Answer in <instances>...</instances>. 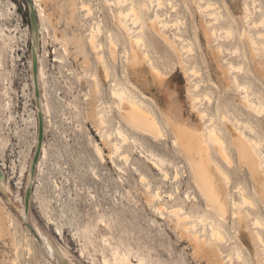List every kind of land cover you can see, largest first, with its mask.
Segmentation results:
<instances>
[{
  "label": "rangeland",
  "instance_id": "1",
  "mask_svg": "<svg viewBox=\"0 0 264 264\" xmlns=\"http://www.w3.org/2000/svg\"><path fill=\"white\" fill-rule=\"evenodd\" d=\"M31 1L40 28V65L45 72L41 80L42 94L44 100L47 97L51 104L44 134L46 156L42 157L41 168L36 171L32 185L31 225L36 222L45 233L52 235L53 241L68 252L74 264H103V253L114 262L112 253L115 249L129 255L133 264H140L139 258L144 259V264H211L208 257L194 253L188 240L179 241L174 225L168 219L160 218L144 198L145 187L139 179L138 167L146 170L154 185L159 183L163 190L176 195L177 181L181 192L194 185L187 165L181 160L184 157L177 158L173 153L170 129L166 128V136L159 141H140L146 149H155L172 161L168 160L165 167L171 176L176 168L179 170L177 181H164L157 170L147 167V158L140 153L141 146L139 148L136 142L133 143L134 139L130 141L134 138L132 133V138L123 145L131 152L128 162L109 154L110 147L102 140L98 127L106 132L112 129V125H117L120 120L118 100L111 95L110 80H105L100 74V65L87 43V34L95 22L102 25L98 40L104 43L109 60V34L113 32L116 38L119 36L116 47L118 61L114 64L112 77L123 82L126 77L130 83L154 97L157 104L147 99L146 105L156 111L163 125L170 118L175 123L201 129L219 106L218 113L237 117L244 131L258 140L259 143L253 140L256 143L253 145H256V151L260 147L258 152L262 151L261 156L264 155V24L259 23L258 27L254 24L264 14V0H211L222 7L223 15L219 20L199 10V5H205L207 0H162L165 5L161 11L169 22L161 32L179 47L180 53L150 27L152 7L151 11H146L145 39L149 56L139 61V69L131 70V74L127 71L129 65L125 57L128 39L114 16L120 8L115 0H84L92 8L90 14L80 8L83 0H44L48 14L44 20H41L34 0ZM31 1L0 0V166L4 171L0 168L4 178L0 182V207L6 205L11 215L4 219V226L8 227L10 234L0 236V264L4 254L11 259L15 256L13 234L22 243L20 264H60L36 240L32 241L33 253L29 255L25 245L29 241L27 239H32L20 211L23 209L30 157L39 130L31 71ZM73 2L77 8L74 19L70 15ZM246 4L252 12L249 22L241 19ZM203 24L209 30L208 34ZM211 28H216V35ZM244 32L248 34L243 35ZM247 35L255 40L252 46L256 51L250 47ZM76 38H81L83 46L77 47ZM186 46L190 51L184 49ZM151 61L165 73L161 83L153 76ZM232 64L236 68H232ZM134 72L145 75L147 84L138 82ZM94 73L100 79L99 91L94 87ZM198 84L200 86L195 89ZM244 86L249 91L243 89ZM247 92L252 99V103L247 105L252 108L239 101ZM193 95L203 97L194 102ZM258 101L262 104L258 106H263L258 107L260 111L252 106L259 104ZM100 103L109 105L113 111L111 116H106L112 122L111 126L97 124L99 116L97 119L90 114L92 108ZM200 109L208 113L203 121L198 117ZM110 117H114L113 120ZM222 120H218L222 127L230 121L228 117ZM248 123L253 128H249ZM219 134L222 140L224 137L227 140L226 149L233 162L229 165L222 160L213 141L208 142L212 155L228 174L225 178L229 176L226 184L225 175L216 171L219 182H223L225 186H222L236 197H239V192L233 191L234 186L242 185L255 200V207L244 206L251 209L253 215L241 219V223L238 219L233 220L232 210H229L224 230L230 244L223 246L224 254L233 253L232 264L241 263L237 260L236 245L231 242L238 237L245 244L241 259L245 264H257L250 231L257 228L264 237V225L253 228L251 220L259 217L264 223V197L257 191L247 168L240 165L236 150L228 142L226 130L219 131ZM112 137L115 139L114 135ZM96 144L104 150L103 161L95 151ZM262 189L264 195V182ZM190 191L200 195L195 188ZM193 202L199 205L195 209L201 211L205 208L206 201L201 195ZM9 218L14 220V224ZM57 227L62 228L64 237L57 234ZM258 246L262 247L259 243ZM117 264L124 263L119 259Z\"/></svg>",
  "mask_w": 264,
  "mask_h": 264
},
{
  "label": "bare ground",
  "instance_id": "2",
  "mask_svg": "<svg viewBox=\"0 0 264 264\" xmlns=\"http://www.w3.org/2000/svg\"><path fill=\"white\" fill-rule=\"evenodd\" d=\"M115 1L116 4L117 3L118 5L120 4V8L117 14H114V16L116 19H118V23L119 25H121V28L124 30L125 35L128 39V48L125 49V53H126L125 57L127 60L126 62H128L129 65L128 67L129 70L127 71H129L130 74H131V70L136 71L139 69V66L137 64L139 61L141 62L144 58H147L149 56L148 50L146 49L148 44L145 39V36L147 34L145 29L147 27L146 11H151L152 7H154V12L149 16L150 27L159 36H161V38L165 42H167L170 45V47H172L177 53H180L179 47L174 45L168 39V37L162 34L161 32L163 30L162 28L166 26V24L169 22L165 17V13L161 11V9L163 10L165 5L163 3L164 0L163 1L162 0H115ZM31 4H32L31 8H32V17H33V25L31 27V36H32L31 37V71H32V80L35 89L34 92L37 99V104H36L37 107L35 111L37 115L38 129L40 124V118H42L43 130L45 134V131L47 129V121H48L47 117L51 110V104L47 97L44 100V96H43L44 94H42L41 80L45 72H44V68L40 65V61H41V55H40L41 47H40V35H39L40 28L38 25L36 14L34 13L33 3ZM34 4H36L38 7V13L39 16L41 17V20H44L48 16L44 6V0H34ZM75 6H76V2H73L70 11L71 18H73L76 13L77 8ZM80 8L85 9L87 11L86 14H90L92 12L91 10L92 8L89 6L88 2L84 0L81 1ZM199 10L202 13H205V15L208 14L209 17H211L212 15L213 16L212 18H215V20H219L220 17L223 15L221 5L211 0H207L205 5H199ZM243 13L244 15L241 17V19L245 20L246 22H249V20L251 19L252 12L247 4L243 8ZM259 23L261 25L264 24V14H262L259 22H255L254 25L258 27L260 26L257 25ZM99 24H100L99 22H95V24L91 27L90 31L87 34V43L91 47L92 51L95 52V56L98 60L97 62L100 65L101 76L105 80L107 81L110 80L109 82H111L110 92L111 95L118 100V112H119L120 120L119 122H117V125H112V122L106 119V116H111V112L113 113V111L111 107L109 105L107 106L105 103H100L98 104V106H94L90 114L92 115V117L94 116V118L97 119L99 116L98 121L97 119L95 120L97 121V124H100L102 126L105 123L110 124V126L112 125L111 126L112 129L106 132L103 131L104 128L102 129L99 125L98 126L100 128L96 126L99 129V133L101 135L102 140L105 142V144H107L110 147L109 154L111 155V157L118 156L120 159L124 160L125 162H128L131 158V152L128 148H124L123 145L126 142L127 143L129 142L130 138H132L131 137L132 135L130 136V133H132L134 134L133 135L134 138H132L130 141L134 139L133 143L136 142L139 148L141 146L142 150L140 153L145 154L144 156H146L147 158L146 159L147 167L149 166L152 169V171L157 170L161 174V179L164 181L165 180L168 181L170 179L177 181L179 179V174H180L179 170L176 168L175 174L171 176L168 169L165 167V164L168 160L170 161V163H172V161L170 159H167L160 153H158L155 149H150V148L146 149V146L144 145L143 141H140V140H146V141L152 140L155 142L159 141L161 138H164V136H166L165 130L166 128H169L172 134L171 147L174 151L173 153L177 158L181 159V157H184V159L181 160L184 161V163L187 165L188 171L191 173L194 179V185H189V187L185 191L181 192L180 186L178 185V181H177L176 192L178 193V195H176L175 192H170V191L167 192L163 190L162 186H160L159 183L154 185L152 180L149 179L146 170H143L140 167H138L136 168V170L139 173V179L144 184L145 187L144 198L146 200V204L152 207L153 211L157 215H159L160 218L168 219L174 225L175 229H177L179 233V237H180L179 241L188 240L190 244L193 245L195 254H201L204 257L205 256L208 257L209 260L211 259V264H229V263L232 264L234 254L231 252H229L228 254H224L225 250L223 249V246L225 244L227 245V243L230 241V238H228L226 231L224 230V220L229 218L228 216L229 210L230 211L232 210L231 217L233 218V220L238 219L240 223H241V219L251 217L253 215L251 209L244 208V206L251 208L255 207V200L254 197L247 192L246 187L244 189L242 185H236L234 186L233 189V191L239 192V197H236L231 190L229 191L226 190L223 182L222 184L224 186H222V184L218 180L216 171L221 173L223 176L225 175L223 179L228 174L224 171L220 162L212 155L208 142L212 140L213 144H215L217 147V151L221 159L227 162L229 165H231V163L233 162L231 156L229 155L226 149L227 140H225V137L223 138L224 140H222V138H220L221 136H219L221 135L219 134V131L223 132V130H226L228 134V142L236 150L238 158L240 160V165L242 167L244 166L247 168L250 178L253 180V182L256 183L257 191L262 194V197H264L263 189H262V183L264 182V169H263L264 155H261L262 156L261 157L260 152L262 154V151L258 152V150L260 149L258 145L259 143L258 140H255L253 137L248 135L246 131H244L237 117L235 116L229 117L227 116L228 114L226 115V113L224 114L218 113L219 106L216 107L215 114H213L209 118L208 123L206 122V124L201 129L189 127L188 125L185 124L175 123L171 121L170 118H167L166 125H163L156 111L153 108H150L149 105H146V103L148 102L147 99H149L150 101H154L157 104V101L155 100L154 97L146 94L145 92L140 90L137 86L130 83L125 77V75H124L125 77L124 82L118 79L117 77L114 78L112 77L113 75L112 70L114 69V64L118 61V51L116 47H117V38H119V36L116 38L115 37L116 35L114 36L113 32H110L109 34V43H110L109 55H110V60L112 61L110 62V60L106 55V52L104 51L105 50L103 46L104 43H101L98 40V32L99 30L101 31L102 28V25ZM202 27L204 28L205 33L208 34L209 30L207 29L206 25L203 24ZM215 30L216 28H211L213 34H215ZM2 32L4 31L2 30ZM225 32L229 34V31H225ZM245 33L248 34L247 32H244L243 35H245ZM247 36L249 37V35ZM248 40L251 45L250 47L253 48L252 43L254 44L255 40L250 37ZM75 41L77 47H80L81 45L83 46L84 44V42L81 41V38H76ZM188 44L190 43L188 42ZM187 46L189 47L190 45ZM187 46L184 49H188L190 51V49ZM255 48L256 47H254L253 50H255ZM182 49L181 51L184 50ZM233 67L236 68L234 64H232V68ZM151 68L153 71L154 78L158 81V83H161L165 79L164 77L165 73L152 61H151ZM237 68H240V66H238ZM194 72L195 71H193V74H195ZM135 74L138 82H140L142 85L147 84L145 75L143 76V74H140L139 72ZM94 76H92L94 77V83H95L94 87L96 91H99L100 79L96 77L97 74L95 75V73ZM199 86L200 84L196 85L197 88L195 87V89H198ZM240 86L241 84L238 87ZM245 86L247 87V84ZM245 86L243 89H245ZM245 90L249 91V88ZM245 94L246 93L243 94V97L239 101L240 103L245 104V106L247 104L250 105L252 103V99L250 97L251 99L250 100L249 97L247 96L248 92L246 96H244ZM201 95L199 97H196L197 95L196 96L193 95V101L196 102V100L202 98L203 96L201 97ZM200 100L201 99H199V101ZM259 102L260 101H258V103ZM258 105H262V104L261 103L252 104V106L254 107L253 109H257L256 111H260L258 110V107H260ZM255 106H257V108H255ZM106 108H109L107 111V115L105 114ZM207 114L208 113L206 110L200 109L198 111V117L201 121H203L204 118H206L205 116H208ZM223 117L224 118L228 117L230 120V121L228 120L229 123H227V126L224 127L218 124V120L220 118L222 120ZM113 118L114 117H110V119L112 120ZM248 125H249L248 127L250 128L251 126L249 123ZM38 135H39V130L35 138L36 141H35L33 154H31L30 157V163L28 167V178L25 186V196L23 198V205H22L23 209L20 210L22 217L26 222L28 233L31 235V239H32V240L27 239L29 241L26 242L27 244L25 245V247L27 248L29 255H31V253H33L32 241L36 240L48 252V254L51 257L55 258L60 264H74L68 252L64 250L58 242L56 243L53 241L54 238L52 237V235L45 233L43 229L39 226V224L36 222L33 228H31L30 226L31 223L29 218V211H30V200L32 198L31 195L28 194V192L29 189L31 188V184L33 183V181H35L36 171L41 168L42 157L46 156V151H47L45 147L44 138L43 140H40ZM112 135L115 136V139L112 137ZM253 140L258 142L257 149L258 147L259 149L257 151L255 150L256 145L255 146L253 145L256 143H254L255 141ZM35 149L37 150L39 157H36ZM95 151L102 159V161L105 160L104 150L99 144L95 145ZM0 168L2 169L1 166ZM2 180L4 181V178L2 172H0V182ZM228 180H229V176L225 181L226 184L227 182H229ZM191 188L197 189L200 195L206 201L205 208L201 211L195 209V207L199 205L194 204L193 202L194 200L195 201L199 200L200 195L198 196L197 193L193 194L194 192L192 193L190 191ZM6 215L11 217L10 211L7 209V206L3 205L2 207H0V236L3 237L4 236L6 237L8 236V234H10V231H8V227L4 226V219ZM247 220L249 221V219ZM251 221L253 228H256L257 226L263 227L264 225V223L261 222L259 217H254ZM10 223L14 224V220L12 218L10 219ZM57 228H58L57 234L63 235L64 237V231L62 230V228L60 227ZM250 233L252 235V239H251L252 243L255 245L254 250H255V255L257 257V264H264V237H262V235L257 231V228L251 230ZM12 240H13L15 256L11 259V257L4 254L2 264H20L18 260L20 259L22 243L18 239V237L14 236V234ZM103 240L109 242V244H112L110 241H108V238H104ZM231 242H234L236 245L237 260L239 259V261L241 262L240 264H245V260L241 259L242 246H245V244L238 237L236 240L234 241L232 240ZM258 243L262 246L261 247L262 249L259 248ZM228 244H230V242ZM112 254L114 257V262H112L109 259V257L103 253V258H102L103 264H117V262H119V259L122 260L124 264H133L129 255H127L126 253L121 254L117 249H115ZM139 260H140V264H144L143 263L144 259L139 258Z\"/></svg>",
  "mask_w": 264,
  "mask_h": 264
},
{
  "label": "water",
  "instance_id": "3",
  "mask_svg": "<svg viewBox=\"0 0 264 264\" xmlns=\"http://www.w3.org/2000/svg\"><path fill=\"white\" fill-rule=\"evenodd\" d=\"M31 1V0H30ZM31 3H32V1H31ZM31 6V5H30ZM32 10V9H31ZM31 15H32V11H31ZM32 23H33V17H32ZM39 139L40 140H43V138H44V130H43V120H42V118H40V124H39ZM36 157H39V155H38V153H37V150H36ZM32 185H33V183L31 184V188L29 189V192H28V194L29 195H31V193H32ZM31 226V228H33V226L32 225H30Z\"/></svg>",
  "mask_w": 264,
  "mask_h": 264
}]
</instances>
